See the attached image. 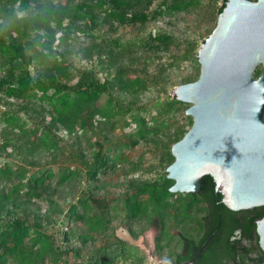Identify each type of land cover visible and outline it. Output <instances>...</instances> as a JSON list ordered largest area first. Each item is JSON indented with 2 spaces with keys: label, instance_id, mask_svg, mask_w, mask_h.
Wrapping results in <instances>:
<instances>
[{
  "label": "trees",
  "instance_id": "obj_1",
  "mask_svg": "<svg viewBox=\"0 0 264 264\" xmlns=\"http://www.w3.org/2000/svg\"><path fill=\"white\" fill-rule=\"evenodd\" d=\"M201 1L0 0V104H6L0 114L5 135L0 141V154L11 149L16 161L0 162V212L6 213H0V264H60L64 255L80 257L81 250L73 244L81 248L107 235L113 213L121 212L130 225L148 219L159 229L158 244L169 235L164 225L172 210L180 225L192 224L194 219L199 222L198 196L171 193L169 188L174 182L167 178V171L151 181L132 183L133 191L122 196L118 206L107 198L106 189L119 171L125 170V164L135 166L134 171L140 168L128 160L127 149L142 141L159 143L163 147L159 165L168 167L174 162L171 147L187 133L192 118L185 116V122L180 123L177 115L187 105L175 96L158 99L152 107L133 101L141 88L161 83L155 77L150 80L140 76L152 60L139 53L168 51L181 39L164 30L128 40L105 38L100 31L107 25L139 24L144 28L159 19L195 12L202 8ZM226 1L216 8V15ZM139 7L143 11L138 12ZM206 15L209 36L217 17ZM72 35L101 38V43L86 54L95 57L97 68L76 67L59 50ZM184 43L185 50L174 61L191 65L192 70L184 77L186 84L198 79L200 64L197 42ZM261 71H256V78ZM105 95L108 97L101 102ZM32 120L34 125L30 124ZM101 120L111 123V127L121 121L122 129L132 126L133 132H125L122 141L111 145L104 146L97 140L90 144L91 150L79 146L76 154L63 145L59 132L81 138ZM43 156L48 157L45 165L34 163ZM211 181L210 175L201 178L202 183ZM39 202H45L47 218L60 216L51 233L41 224ZM219 203L222 210H228L221 195ZM260 209L264 211V207ZM124 248L122 253L128 254L130 264H142L143 257L132 256L130 246ZM182 261L181 258L175 264ZM201 263L202 259L198 264Z\"/></svg>",
  "mask_w": 264,
  "mask_h": 264
},
{
  "label": "water",
  "instance_id": "obj_2",
  "mask_svg": "<svg viewBox=\"0 0 264 264\" xmlns=\"http://www.w3.org/2000/svg\"><path fill=\"white\" fill-rule=\"evenodd\" d=\"M197 57L198 79L174 90L192 125L171 147L169 191L196 193L210 175L228 209L264 207V0H227ZM257 233L264 252V217Z\"/></svg>",
  "mask_w": 264,
  "mask_h": 264
},
{
  "label": "rangeland",
  "instance_id": "obj_3",
  "mask_svg": "<svg viewBox=\"0 0 264 264\" xmlns=\"http://www.w3.org/2000/svg\"><path fill=\"white\" fill-rule=\"evenodd\" d=\"M223 0H202V8L191 12L189 14H182L177 17H166L159 19L157 22L149 23L141 28L139 24L133 25H107L102 27L100 33L105 38L109 39H122L128 40L134 37H139L149 31L164 30L174 34L182 41L180 44H172L171 49L165 51L164 49L153 51H142L139 56H149L150 61L148 65L143 69L140 76H144L156 81H159V86H154L149 89L141 88L133 96V101L137 104L147 105L152 107L158 99H165L167 95L174 96V90L179 85L184 84V77L192 70L191 65L188 62H176L175 58L185 50V40H194L197 42V52L208 37L204 20L207 18L206 14H210L211 17H218L216 15V8L221 6ZM209 6V7H208ZM153 9V7L151 8ZM143 11V7H139L138 12ZM217 22V21H216ZM97 32V31H96ZM101 43V38L86 37L84 35H72V37L66 38L64 44L59 47L70 60L74 66L83 69L97 68L95 57H86L93 49L95 45ZM168 64H172L168 66ZM262 67L260 66L259 69ZM99 69V67H98ZM99 76L103 79L104 75L99 73ZM161 78V79H160ZM166 82V83H165ZM165 84V85H164ZM161 89V91H160ZM165 89V90H163ZM108 96L105 95L101 99V102L105 101ZM131 99V98H128ZM132 100V99H131ZM17 105V103H14ZM187 109L190 104H186ZM6 109V104H0V114ZM18 108L15 106V110ZM186 108L177 115L180 123L185 122ZM22 116L25 114L21 111ZM38 120V119H35ZM34 120H32L33 124ZM121 121H118L115 127H111V123H105L103 120L96 124L94 129H90L86 136H67L65 132H59V136L64 139L63 145L67 150L78 152L79 146L87 150H91L89 147L91 143L100 140L104 142V146L111 145L116 142H120L124 139L123 134L132 133L133 127H128L125 130L121 128ZM3 128L0 125V141L4 139ZM90 138V140H89ZM163 147L159 143L154 141H142L133 148L125 151L128 160L139 166V170L133 169L135 166L125 164V170L119 171L115 180H112L106 189L107 198L113 203V206L120 204L122 196H126L132 192V185L141 184L144 181H151L150 179H156L161 176L167 167L159 165V157L162 153ZM11 149H8L7 153L0 154V162L16 163L11 155ZM43 156L40 160L36 159L34 163L40 162L41 165H45L48 161V157ZM39 165V164H38ZM133 183V184H132ZM0 184H3L0 181ZM119 203V204H118ZM40 210V211H39ZM46 204L45 202H39L37 213H40L41 224L47 226L48 232H53L56 222L60 220V216L53 215L52 217H46ZM118 212V211H117ZM2 216H6V213L1 211ZM174 210L171 211V217L165 223V228L168 232L167 238L162 243H157L156 238L159 236V229L149 224L148 219H142L137 224L130 225L126 223L122 217L121 212L113 213L114 219L111 223V229L107 235L100 236L95 242L88 243L80 248L79 245L73 244L75 248L81 250L80 257H76L74 254L64 255L63 263L66 262H87L90 260L103 261L104 264H130V259L127 258L128 254L122 253L125 248L130 246L132 248L131 255L143 257L142 264H166L168 257L171 253V248L175 247L176 250H180L181 242L178 233L189 234V228L194 225L186 224L180 225L174 219ZM31 215V220H33ZM199 217V215H198ZM195 220V219H194ZM32 222V221H31ZM56 229H54L55 231ZM171 239V241H170ZM116 240H121V243H115ZM127 251V250H126ZM129 255V256H131ZM167 259V260H166Z\"/></svg>",
  "mask_w": 264,
  "mask_h": 264
},
{
  "label": "flooded vegetation",
  "instance_id": "obj_4",
  "mask_svg": "<svg viewBox=\"0 0 264 264\" xmlns=\"http://www.w3.org/2000/svg\"><path fill=\"white\" fill-rule=\"evenodd\" d=\"M213 182L200 181L198 192L188 193L199 198L196 211L199 222L194 220L189 234L178 233L181 248H171L166 264H175L181 258L182 264H198L200 259L201 264H264V252L257 233V222L264 217V211L261 207L222 210L219 203L221 194ZM205 236V242L200 244Z\"/></svg>",
  "mask_w": 264,
  "mask_h": 264
}]
</instances>
